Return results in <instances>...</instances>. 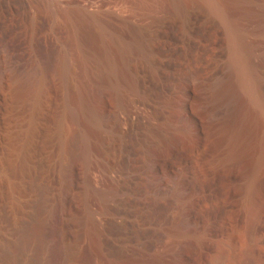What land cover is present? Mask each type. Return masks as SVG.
Listing matches in <instances>:
<instances>
[{"label":"rangeland","instance_id":"obj_1","mask_svg":"<svg viewBox=\"0 0 264 264\" xmlns=\"http://www.w3.org/2000/svg\"><path fill=\"white\" fill-rule=\"evenodd\" d=\"M256 1L254 9L264 11V0ZM115 2L124 0H0V50L27 55L46 46L62 49L73 65L68 78L52 82L36 112L16 99L11 78L0 87V264H130L153 253L170 259L180 250L178 264H264L258 244L264 208L254 210L261 197L254 199L255 213L244 209V177L214 162L216 149L205 127L198 142L202 178L192 145L163 149L186 88L196 100L198 88H190L186 76L198 72L205 81L231 67L227 25L200 0H147L145 7L133 2L115 11L122 19L109 15ZM99 3L100 23H84L81 13ZM253 24L239 29L246 32L251 77L264 100V28L259 34ZM81 56L91 61L83 65ZM141 98L154 108L145 113ZM117 110L123 118L116 123L111 113ZM69 111L80 112L76 120ZM129 113L136 120L131 126L124 120ZM90 115L99 125L85 121ZM150 160L159 172L177 169L183 176L188 196L169 214L176 221L187 212L205 227L203 247L164 225L149 184ZM97 187L115 188L116 196L101 202L93 194ZM117 211H133L139 220L124 225ZM228 214L241 230L236 239L223 224Z\"/></svg>","mask_w":264,"mask_h":264},{"label":"bare ground","instance_id":"obj_2","mask_svg":"<svg viewBox=\"0 0 264 264\" xmlns=\"http://www.w3.org/2000/svg\"><path fill=\"white\" fill-rule=\"evenodd\" d=\"M223 1L233 3L235 8H226L227 6L222 3ZM255 1L256 0H200V2L205 3H203V5L207 6L205 7L208 11L210 10L212 14H215V16L217 15L228 27L231 37V67L228 68V71H221L222 73L218 72V74L213 75L211 79L205 81L201 79L198 72H190L188 77L186 76L187 79L185 82L187 85L190 86V88H198L197 95L195 96L196 100H191L192 98L186 88L184 91L185 95L183 94L184 98L178 105V117L176 116L178 122L175 126L169 128L170 133L163 143V149L165 150L179 146L184 142L190 146L192 145L194 153L191 158L193 162H196L195 169L197 170V175L202 178L204 176V168H202L203 164L201 165L199 163L202 162V152L200 151V144H198V142H200L199 138L203 135V129L201 130L200 126H202V128L204 126V130L206 129L205 136L208 137L206 139H211L216 149L214 162L222 167H229L242 178L244 177L245 205L243 206L245 210L248 212L251 211L252 213L254 210L256 211V209L264 208V100L258 92L257 82H254L253 80L255 79L251 77L252 65L251 62L249 63L248 57L250 55L246 53L245 44L243 43L246 32L240 30L239 28L241 27L239 25L245 26L246 24L248 25V23H255L253 25H258V31L264 28V11L262 10L259 12V10L257 11V9H254L256 7H254ZM133 2H139L138 5H144L143 7L148 3L147 0H124V3L115 2L116 4L113 6V10H111L113 12L110 11L111 13L109 15H116L117 12L115 11L121 12V10L131 5ZM103 3H99L97 6H89L83 12L81 11L82 13L80 12V16L84 23L92 25L100 23L99 16L97 15L98 12L96 11H99ZM107 8L108 6H106L105 9ZM128 8L127 10L130 11ZM118 14L116 16H118ZM115 15L113 17L116 18ZM121 16L119 14V17L122 19ZM262 31L264 30H261V33H263ZM111 36L112 35H110V42L115 40L114 36ZM73 42L76 50L78 49L81 52L82 48L78 39ZM137 43H139V41L136 42V48H139L140 46L138 45L137 47ZM114 44L116 43L114 42ZM126 48L127 47L119 49L121 56H125L123 54L126 52ZM131 48L132 46H129L130 51L134 50L135 47L132 48V50ZM136 52L139 53L137 50ZM67 54L68 53L62 49L47 46L27 55L8 47L0 50V87L3 85L6 78H11L15 84L16 99L29 103L33 107V111L36 112L41 106L42 101L48 96L52 82L56 79L64 80L68 78L71 73L73 65L67 57ZM77 55L79 54L77 53ZM86 60V57L84 58L81 56L80 61L83 65L87 63ZM109 70L111 74L116 72L114 69L109 68ZM140 102V109H143L145 113L149 110V107L150 109L154 108L149 106V102L145 99H142ZM82 106L85 107L83 102ZM83 110H85V108ZM89 111H91V108ZM77 113L80 112H70L69 115L72 120L79 116ZM129 114L124 117V120L131 126L136 120L134 121L135 117H133V114ZM122 116L118 110L111 113L112 120L116 123L120 120V117L123 118ZM85 121L94 126L99 123V120L93 115L87 116ZM86 159L90 160L88 162H92V157L90 155L86 156ZM155 161H157V159ZM152 163H154V161H151V165H148V167H150L149 170H151L154 177L149 181V184L151 186L152 196L153 198L155 197L154 200L157 199L156 202H154L156 204L155 208L161 214H159L160 217L163 216L164 225L168 231L176 235V237L182 238L196 246L203 247L209 235V231L205 229V227H201L192 215L187 212L183 213V215L181 214L182 216L177 219L178 221H174L169 214L171 206L174 203L184 201L188 196V190L184 184L183 176L177 169H164L165 171L161 170V172H159L158 165ZM115 167L116 166L111 167V170H114ZM149 189L150 188H148V190ZM116 192L115 188L107 187H97L93 190V194L101 202L112 200L116 196ZM258 195L261 197V201L259 200V204L257 203L258 205L255 208L253 207V202ZM115 217L127 226H132L139 220L138 218L136 220V215L133 211H117ZM236 223L237 222L231 214L225 216L223 224L228 229L229 236L232 239H236L241 235V230ZM263 238L262 240L259 238L258 241L262 249L264 248ZM180 251L179 253H181ZM220 252L222 253V251ZM179 253L176 255L174 254V257H170V259H165L161 254L153 253V255L151 254V256H146L147 258L142 259L143 261H133L130 264H178L180 262L179 259L183 256V254ZM70 254L69 257L67 256L69 259L72 258Z\"/></svg>","mask_w":264,"mask_h":264}]
</instances>
